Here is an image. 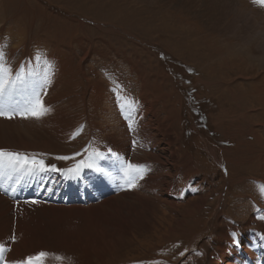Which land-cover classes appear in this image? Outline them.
I'll list each match as a JSON object with an SVG mask.
<instances>
[{
    "label": "rangeland",
    "instance_id": "1",
    "mask_svg": "<svg viewBox=\"0 0 264 264\" xmlns=\"http://www.w3.org/2000/svg\"><path fill=\"white\" fill-rule=\"evenodd\" d=\"M216 1L219 5L213 0H0V48L15 82L7 85L36 81L31 83L48 108L39 118L0 120V146L10 139L19 148L27 146L17 152L62 171L78 161L88 165L90 156H101L117 139L129 144L133 164L161 165L162 190L178 183L175 208L159 203L154 215L141 214V221L140 213L123 209L119 215L97 206L74 220L52 218L47 224L41 217L53 247L35 242L29 256L50 253L39 257L42 264H200L208 259L201 246L224 244L230 250L228 242L238 240L247 261L261 259L264 195L258 185L264 184V173L239 168H252L258 160L264 166V6ZM16 41L24 45L17 49ZM46 62L51 68L44 85ZM143 98L154 105L150 122L159 119L171 140L153 160L135 142L122 112L124 101L135 108ZM164 141L160 136L159 143ZM61 156L71 159H57ZM22 217L10 214L16 227ZM135 222L141 227L134 228ZM118 223L122 231L111 226ZM218 226H226L227 237L216 235ZM54 228L57 234L51 233ZM78 232L81 239L71 243Z\"/></svg>",
    "mask_w": 264,
    "mask_h": 264
},
{
    "label": "bare ground",
    "instance_id": "2",
    "mask_svg": "<svg viewBox=\"0 0 264 264\" xmlns=\"http://www.w3.org/2000/svg\"><path fill=\"white\" fill-rule=\"evenodd\" d=\"M213 1L217 5H219L216 0ZM15 13L16 12H14V14ZM17 16L18 14L16 15V17ZM16 17H14V19ZM16 26L20 29L21 32V26ZM7 35L8 37L10 36V34L8 33ZM21 45L24 44L20 41L15 42V47L17 49H20ZM21 78L22 81H24L25 76ZM31 82L29 86H25V82H21L16 87L6 84L5 101H25L26 98L31 95L33 88H36V85ZM147 101L148 100H146V98H143L139 106L135 108L132 107L128 102L124 101L122 104V112L127 117L126 123L131 122L132 124L131 130L134 132L135 142L138 143L140 148H143V150H145L146 152L151 153L152 155L150 156L153 160L161 157V153L168 147V142L170 139L167 136L168 132L164 130V127L160 124L159 119H157V122L155 121V124L150 122L149 116L152 114L154 105L149 104ZM168 105L173 106L172 104H169V102ZM166 109L168 110V106H166ZM0 120L9 119L6 117H0ZM160 136L162 137V139H165L163 144L159 143ZM116 140L111 139V145L101 153V156L97 158L95 155V164L92 167L83 165L80 168L78 174L69 173L68 171H66L67 169L62 171H48L47 173H29L27 171L12 172L7 167H5L2 172H0V245L4 246V248L6 249L3 253H0V264H6V262L7 264H11L12 261H23L25 258L30 257L28 254L31 253L32 246L35 245V242L38 243L39 248H41V245L43 244L53 247L50 244V238L48 237L50 235V232L46 233L48 231V228H45V223L42 224L38 222V219L40 220L41 217L46 218L45 222H47V224L51 221L52 218L56 222L74 220L75 214L80 215L83 212L89 211L93 206H97L107 210L108 212L111 208L113 211L118 212L119 215L123 214V209L129 210L130 212L134 211L136 213H140L141 221V214H145L143 217L145 219H147V217L149 216L152 217V215H154L153 209L155 208V205H158L159 203L163 202L168 206V208H175L178 201V189L176 187L178 183L176 184L175 181L172 184L168 183L167 186L165 188L163 187L162 190V179L160 180L157 176L161 165L155 160V163L153 161L147 162L146 160H142L143 162L141 161V163H139V165L146 166L143 179H139L136 173L127 172L126 164L130 162L129 153L131 149L128 147L129 144L126 145L122 142L116 143ZM24 147L27 146L19 148L18 146H16V143L10 139L8 141H5V147L0 146V148H4L5 150L8 149V151L14 152H17V150H21ZM42 151L46 153V149H42ZM49 152H51V150ZM44 162L46 165H54L52 163H48V161ZM89 163L90 159L88 161V164ZM170 163L172 164L173 162L171 161ZM254 163L256 165L254 164L252 168L245 169L241 167L239 169H241L242 172L248 171L257 175L261 173L263 174L264 166L262 162L258 160ZM55 166L56 168L61 169V166ZM42 174L44 175L41 176ZM59 176H61V180L58 179ZM130 182L134 183L135 187H130ZM102 195H104V197H102ZM190 209L193 210V207H190ZM11 213H18L26 217H22L18 223V226L16 227L12 224V221L10 219ZM30 213H32L33 215H31ZM137 219L133 217V220H136V222ZM252 220H250L247 224L241 226L240 228L245 229L247 226L252 224ZM136 222L131 225L134 228L135 225L141 227V222L140 224H136ZM41 224L44 225V229H46L45 231L42 229ZM119 224L120 223H118L117 225L111 224V226L116 230L122 231V228H120ZM144 225L143 227H146V229L149 228ZM97 226L98 225L90 226L88 230L90 231L92 227ZM230 226L227 225V227ZM224 228H222V230L218 226L215 232L216 235L219 237H227L226 226ZM54 229L55 231L51 233L57 234L59 232V229ZM257 229L258 228H256V230ZM103 231L105 230H101L100 233H102ZM79 233L80 232L76 233L79 239L74 238L71 240V243L77 242L81 239ZM82 233L84 232L82 231ZM86 234L88 235L89 232L86 231ZM103 235L104 233L100 234V237H103ZM72 236H74V233ZM110 236L113 238L116 237L115 234H111ZM12 237H15V239L13 240ZM261 239L264 240L263 235L261 236ZM228 244H230V246L233 248L230 250H225L223 248L224 244H219V246L210 244H208V246L207 244L205 246H201L203 251L201 253V256L203 258L206 256L208 257V259H201L200 264H203L202 262H209L207 264H264V254L261 255V259L257 258L249 262L244 258V251L241 249L238 240L231 241V243L229 241ZM55 250L57 252L60 251V249L58 248H55ZM213 253L214 257L212 258ZM36 254H38L37 251ZM209 254H211L210 260ZM37 257L35 264H40V258ZM53 259L55 258L51 259L52 262Z\"/></svg>",
    "mask_w": 264,
    "mask_h": 264
},
{
    "label": "snow or ice",
    "instance_id": "3",
    "mask_svg": "<svg viewBox=\"0 0 264 264\" xmlns=\"http://www.w3.org/2000/svg\"><path fill=\"white\" fill-rule=\"evenodd\" d=\"M253 3L264 6V0H253ZM37 60L41 59V57H36ZM51 65L49 62L44 64V72H43V84L46 85L48 80V73L50 71ZM19 69H17V72ZM13 75V70L10 66V63L5 58V53L3 48H0V117H6L8 119H12L15 116L19 115L22 118H28V116H33L39 118L42 115H45L48 111V108L42 103L41 96L42 92L33 88L32 93L25 100L23 106H8L5 102V85L8 83H13L11 81V77ZM18 80L22 79L21 77H17ZM43 87V85H41ZM131 127V126H130ZM96 157H99V153L97 152ZM60 160H68L71 157H57ZM95 164V160L90 157V163L87 165L88 167H92ZM83 166V161H78L73 168H69L66 171L73 174H78L80 168ZM9 168L12 172H24L27 171L29 173H45L48 171H61V169L56 168L55 165H46L45 162L41 159H37L35 156H28L27 154H22L19 152L8 151L5 149H0V172L4 170V168ZM145 165L133 164L128 162L126 164L127 172H133L137 174L139 179H143ZM126 172V174H127ZM130 187H135L134 183H129ZM258 190L261 195H264V184L258 185ZM264 219V216L261 217ZM14 240L15 237H12ZM6 249L4 246L0 245V253H3ZM49 254L46 252H40L37 254L38 257H46ZM183 255V253H181ZM36 257H27L23 261H12L11 264H35ZM7 264V262H6ZM42 264V261L40 262Z\"/></svg>",
    "mask_w": 264,
    "mask_h": 264
}]
</instances>
